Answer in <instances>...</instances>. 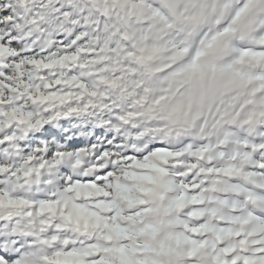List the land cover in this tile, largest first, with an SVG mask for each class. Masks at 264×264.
I'll return each mask as SVG.
<instances>
[{"label":"snow or ice","instance_id":"snow-or-ice-1","mask_svg":"<svg viewBox=\"0 0 264 264\" xmlns=\"http://www.w3.org/2000/svg\"><path fill=\"white\" fill-rule=\"evenodd\" d=\"M0 264H264V0H0Z\"/></svg>","mask_w":264,"mask_h":264}]
</instances>
